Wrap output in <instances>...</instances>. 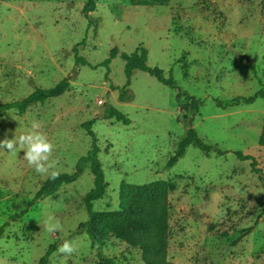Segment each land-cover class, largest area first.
<instances>
[{"label":"rangeland","instance_id":"374dc122","mask_svg":"<svg viewBox=\"0 0 264 264\" xmlns=\"http://www.w3.org/2000/svg\"><path fill=\"white\" fill-rule=\"evenodd\" d=\"M83 5L84 0L0 2V104L69 80L60 97L22 115L4 111L0 140L19 137L39 121V131L54 144L52 171L70 174L90 147L81 124L94 120L107 185L93 204L96 212L117 210L122 183L162 180L169 188L167 260L262 264L264 188L251 162L264 174V147L258 144L264 99L245 104L237 98L264 90V0H168L164 6L95 0L90 20ZM75 46L89 65L75 63ZM140 46L147 51V66L162 70L176 89L134 70L121 101L126 84L121 55ZM113 48L117 54L108 67L99 66ZM178 92L201 101L199 109L185 108ZM109 107L130 123L105 119ZM190 128L211 147L209 155L189 146L165 169ZM238 152L250 159L241 161ZM22 157L19 147L15 154L0 151V264H37L53 243L50 264H98L100 255L117 264H143L140 252L123 242L109 238L97 249L79 231L88 218L84 195L93 187L89 168L28 208L48 176L37 174ZM48 217L62 230L49 234L42 223ZM247 228L251 232L241 234ZM66 240L77 249L71 255L57 251Z\"/></svg>","mask_w":264,"mask_h":264},{"label":"trees","instance_id":"16d2710c","mask_svg":"<svg viewBox=\"0 0 264 264\" xmlns=\"http://www.w3.org/2000/svg\"><path fill=\"white\" fill-rule=\"evenodd\" d=\"M10 0H0V2H9ZM247 1V0H242ZM168 0H129L132 6H164ZM95 10V0H84L82 14L84 18L90 20V13ZM81 41L79 45L84 44ZM78 45V46H79ZM74 59L77 65H89L87 61L78 54L77 46L73 48ZM117 54L113 48L110 56L105 59L99 66L108 67L110 60ZM124 60V73L126 76L125 87L121 91L120 100L124 101L126 95V87L130 84V79L134 70H139L148 73L158 82L172 89H176L171 78H165L163 71L157 67L150 68L147 66V51L143 47H138L133 53L127 55L122 54ZM96 68L97 66H91ZM69 88V80L63 78L51 88L35 89L30 95L20 101L0 104V116L4 111L16 110L19 115H22L26 110L34 104H42L46 100L60 97ZM178 99L183 98L187 104L185 108L190 110H198L201 106V101L194 97L187 96L185 93L178 92ZM264 99V90L256 91L250 97L237 98L245 104H250L256 99ZM105 119H114L122 122L125 125L130 123V120L120 113L116 108L109 107L104 112ZM94 120H89L81 124V128L90 137V147L83 157L79 158L75 169L72 173H58L56 179L49 177L41 184L35 192L34 197L28 202L27 207H32L36 202L42 201L53 196L63 185L76 182L82 175L84 168H89L93 177V187L84 195V208L87 213V221L80 224L79 231L85 233L90 241V244L97 249L105 247L109 238H114L123 242L130 248L136 249L141 254L143 264H175L167 260L168 250V235H169V203H168V184L165 181L158 180L146 184H126L122 183L118 193V206L116 211L107 212L104 214L94 210V202L100 200L105 192L107 185L105 183L104 172L101 163L98 159L99 148L97 139L92 131ZM259 146L264 147V120L262 123V132L259 137ZM194 146L202 150L206 156L209 155L211 147L200 140L195 131L190 128L185 136L178 142L176 151L172 157L168 159L165 169L172 168L180 158L185 154L186 148ZM236 156L241 160H248L250 157L244 156L241 153H236ZM251 171L258 175V179L264 188V174L257 167L254 159L251 162ZM26 213V210L12 216L15 219ZM264 213V210H263ZM257 220L255 221V225ZM0 231L2 229L0 228ZM251 228H247L241 234H249ZM241 238V237H239ZM239 238L237 240H239ZM237 241H234L236 244ZM56 249V243L50 245L39 258L37 264H50V256ZM262 264H264V251ZM98 264H117L114 258L99 256Z\"/></svg>","mask_w":264,"mask_h":264},{"label":"clouds","instance_id":"9594fccd","mask_svg":"<svg viewBox=\"0 0 264 264\" xmlns=\"http://www.w3.org/2000/svg\"><path fill=\"white\" fill-rule=\"evenodd\" d=\"M40 127L39 121H33L31 129L27 133L13 139L0 140V151L15 154L18 147L23 149L22 158L27 162V165L37 174L46 175L54 180L58 176V172L52 171L55 165V162L52 161L54 144L48 140L45 134L39 131ZM42 223L49 234L61 231L63 228L58 220L53 222L52 217H48ZM76 250L73 242L66 240L57 251L60 254L71 255Z\"/></svg>","mask_w":264,"mask_h":264}]
</instances>
